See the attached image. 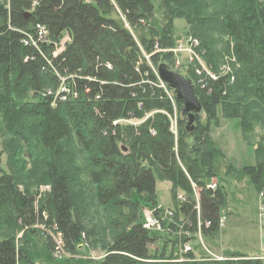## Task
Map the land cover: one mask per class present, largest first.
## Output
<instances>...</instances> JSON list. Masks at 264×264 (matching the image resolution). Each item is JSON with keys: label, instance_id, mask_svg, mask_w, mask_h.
Returning a JSON list of instances; mask_svg holds the SVG:
<instances>
[{"label": "trees", "instance_id": "1", "mask_svg": "<svg viewBox=\"0 0 264 264\" xmlns=\"http://www.w3.org/2000/svg\"><path fill=\"white\" fill-rule=\"evenodd\" d=\"M213 1L217 10L203 22L213 25L209 30L218 27L231 43L236 82H230L231 73L215 80L199 76L190 65L183 75L193 83L202 111L188 124L182 102L161 86L156 69L161 62L174 68L173 54L160 50L175 45L173 18L190 17L194 3L183 8L184 0H0V131L4 142L35 149L26 156L40 171L37 184L48 186L43 193L30 191L29 184L21 187L0 168V264H54V234L72 253L84 241L91 245L95 230L85 227L77 207L84 202V186L98 206L126 209L124 218L109 216L108 250L89 264H263L238 252L223 259L180 252L197 238V230L212 236L220 228L223 186L211 188L206 180L219 154L208 130L217 108L235 112L253 104L264 110V4ZM66 34L69 40L57 49ZM206 42L201 46L215 56ZM237 82L244 89L237 90ZM174 106L176 135L169 122ZM248 127L250 121L243 126ZM68 139L84 154L86 184H76L63 163L62 144ZM236 172L256 190L264 189V155ZM156 174L171 183L174 208L185 222L181 229L174 227L176 221H162V231L143 226L142 208L157 209ZM176 189L184 194L180 200ZM38 235L46 245L43 256L34 252Z\"/></svg>", "mask_w": 264, "mask_h": 264}, {"label": "rangeland", "instance_id": "2", "mask_svg": "<svg viewBox=\"0 0 264 264\" xmlns=\"http://www.w3.org/2000/svg\"><path fill=\"white\" fill-rule=\"evenodd\" d=\"M259 1L264 4V0ZM191 3L196 5L194 14L188 18L177 16L173 18L175 45L179 42L196 39L199 43L198 49L201 52L199 53L197 49L198 56L190 62L191 67L193 69L198 67L201 75L208 74V77L211 75L217 77L219 74L231 73L233 76L230 82H236L233 70L237 66V63L231 54V43L225 38L218 27L209 30V26L213 27V25H206L203 22L204 17L212 15L217 10L218 2H214L213 0H184L182 7H188ZM118 13L123 19L119 11ZM154 17L155 19L159 18L158 12H155ZM192 22H195L193 28ZM125 25L128 27L126 23ZM131 30L133 31V29ZM196 31L199 32L197 33ZM201 31L204 34H201ZM205 40L208 45L211 44L213 46L212 48L217 53L215 56H212L213 51L208 52L203 48V45L201 46L200 42ZM212 43L216 44L213 45ZM174 46L171 48H174ZM160 51L167 52L165 49H161ZM187 55L189 56V54ZM175 56L181 61H184L187 57L183 52H178L176 55L173 54V60ZM172 62L174 64V61ZM194 65L197 66L194 67ZM188 67L183 64L181 68H176L174 65L173 69L176 71L181 70L180 72L184 73ZM238 89L242 90L244 87L237 82ZM235 96L239 97V92ZM246 106L243 109L239 108L235 112H225L221 107H218L216 118L211 120L209 124V137L219 151V154L214 157V170L206 180L208 186L214 184L215 186L216 184L223 186L225 205L220 213L225 214V220L224 224H220V228L214 235L203 236L197 230V238L184 243L192 247L197 259L204 256L223 259V255L227 253L238 252L247 256L252 255L250 257H260L264 264V204L262 202L264 189H260L261 191L259 189L256 190L247 176L236 172L237 169L245 165H254L260 156L264 155V110L253 104H247ZM177 116L178 109L174 106L172 115H169V122L170 129L175 135L177 133ZM201 116L205 120L203 113H201ZM247 121H250V127L243 128L244 123ZM5 137L6 135L0 131V168L11 172L20 184L23 183L20 185L21 187L24 184H29L30 191L36 189L41 193L46 192L48 186L46 184H37L36 182L40 179V171L34 170L30 156H26L29 150L34 151L35 149H28L30 146H18L14 144V141L6 140L4 142ZM189 144H191V141H189ZM62 146L66 155L62 158L64 160L63 163H65L66 167L70 168L75 176L76 184H86L85 172L87 171L88 164L82 150L73 139L64 141ZM155 177L157 207H161L162 211L155 214V206L151 208L143 207L141 210L143 226L148 227L146 229L149 231H162L164 229L162 221L172 222L173 224L176 221L178 225L175 224L174 227H183L185 222H182V215L177 213L174 208L171 183L167 179L159 178L157 174ZM192 188L196 197L198 194L197 189L195 187ZM82 192L84 193V202L80 201L77 207L79 208V213L84 216L85 227L95 230V235L91 238L93 239L91 240L92 244L90 245L87 241H84V246H80L77 252L72 253L64 248L60 238L54 234L50 237V241L54 245L52 250H50L52 251L51 257L54 264H89L88 261L94 262L99 260L106 254L113 234L111 228L108 226L109 216L111 218L125 217L126 209L117 210L110 207L104 208L98 206L95 200H92L94 199V195L89 186H84ZM176 193L178 194V200L184 197L180 189H176ZM154 217L160 218V228L151 226L150 221H153L152 218ZM35 228L43 230L39 226ZM14 234L16 238L22 237L21 233ZM33 243L35 247L34 252H38L39 255L43 256L45 254L43 252L44 248H46L43 237L41 235L34 237ZM160 244H162V240L157 242V245ZM183 245L180 252H182ZM44 263V260L38 261V264Z\"/></svg>", "mask_w": 264, "mask_h": 264}, {"label": "water", "instance_id": "3", "mask_svg": "<svg viewBox=\"0 0 264 264\" xmlns=\"http://www.w3.org/2000/svg\"><path fill=\"white\" fill-rule=\"evenodd\" d=\"M25 15H28V13L26 12ZM156 71L159 80L170 87L175 98L182 102L183 111L187 113L188 124H192L195 115L202 111L193 83L182 73L169 68L164 62L157 65Z\"/></svg>", "mask_w": 264, "mask_h": 264}, {"label": "built area", "instance_id": "4", "mask_svg": "<svg viewBox=\"0 0 264 264\" xmlns=\"http://www.w3.org/2000/svg\"><path fill=\"white\" fill-rule=\"evenodd\" d=\"M45 34H46L45 30L42 29L43 39H45ZM68 40H69L68 35L67 34L64 35L63 38L60 40L59 45H57V49L64 48V43L67 42ZM187 42H189V43H187ZM197 47H198V42L196 41V39H193V40H189V41H186V42H179V43H177L174 46V48H169V49H165V50H167L169 52L171 51V53L172 54H175V55L178 52H183V53L186 54L187 57H186V59L184 61H181L179 58H176V56H175V58L173 60L175 67L176 68H181V66L183 64H185L186 67H188V65H190V62H192L194 60V58L196 56H198V54H197ZM187 54H189V56ZM196 66L194 65V67H196ZM194 71H195V73L197 75L201 76V72H200V70H199L198 67L196 69L194 68ZM210 78L213 79V80H215L217 77H214V76L211 75ZM198 80L199 79H197V82H198ZM197 82L195 81V83H197ZM161 86H163L162 83H161ZM66 89H67L66 87H62L61 90L62 91H66ZM122 121H124V120H122ZM125 121L128 122V123H134V121H132L131 119L125 120ZM193 187H194V185H193ZM209 187L214 188L215 187V184L212 185V186H209ZM197 196H198V194H197ZM196 208L198 210V207H196ZM158 209H159V211L162 210L161 207H157L156 210H158ZM152 219H153V221H150L151 226L152 227L153 226H156L157 228H160L161 227V222L159 220L160 218L158 219L157 217H154ZM224 220H225V215H222L220 217V219H219V224H224ZM144 227L145 228H148L145 225H144ZM184 233H186V232H184ZM191 250H192V247L189 244H184L183 245V248H182V251L183 252H185V251H191Z\"/></svg>", "mask_w": 264, "mask_h": 264}, {"label": "crops", "instance_id": "5", "mask_svg": "<svg viewBox=\"0 0 264 264\" xmlns=\"http://www.w3.org/2000/svg\"><path fill=\"white\" fill-rule=\"evenodd\" d=\"M250 256H252V255H250Z\"/></svg>", "mask_w": 264, "mask_h": 264}, {"label": "bare ground", "instance_id": "6", "mask_svg": "<svg viewBox=\"0 0 264 264\" xmlns=\"http://www.w3.org/2000/svg\"><path fill=\"white\" fill-rule=\"evenodd\" d=\"M208 75V74H207Z\"/></svg>", "mask_w": 264, "mask_h": 264}]
</instances>
